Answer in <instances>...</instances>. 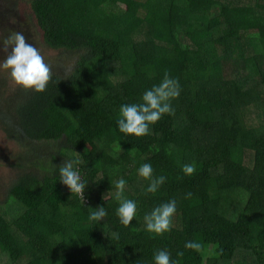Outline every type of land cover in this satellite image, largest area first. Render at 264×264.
<instances>
[{
    "label": "trees",
    "instance_id": "16d2710c",
    "mask_svg": "<svg viewBox=\"0 0 264 264\" xmlns=\"http://www.w3.org/2000/svg\"><path fill=\"white\" fill-rule=\"evenodd\" d=\"M28 3L29 25L59 53L42 93L0 82V130L20 150L0 201V264H154L158 250L178 264H264V0ZM165 72L181 88L174 114L143 137L121 133V105ZM66 160L87 182L83 201L60 182ZM144 163L166 177L154 194ZM120 178L137 204L127 227ZM172 199L171 230L148 233L145 214ZM98 207L106 217L90 221Z\"/></svg>",
    "mask_w": 264,
    "mask_h": 264
},
{
    "label": "clouds",
    "instance_id": "9594fccd",
    "mask_svg": "<svg viewBox=\"0 0 264 264\" xmlns=\"http://www.w3.org/2000/svg\"><path fill=\"white\" fill-rule=\"evenodd\" d=\"M0 51L7 53L5 58L0 61V70L8 71L15 84L25 90L30 89L37 93L46 90L49 81L52 79L51 68L45 62L39 49L28 43L23 32L10 31L6 36L0 35ZM180 91L178 79L170 77L169 73L165 72L162 81L158 85H153L152 88L143 93L140 103L121 105L117 120L118 130L125 135L135 137L150 134V126L155 125L163 115L174 114L171 102L179 97ZM76 163L78 162L66 160L59 167V177L60 182L83 201L87 182L82 179L79 171L74 168ZM137 171L140 177L150 181L146 188V194L156 193L166 181V177L163 175L153 176V167L150 163L142 164ZM181 171L185 175L191 176L195 173L196 168L194 164H185L182 166ZM125 186L126 181L123 178L117 180L114 198L119 202L116 214L120 223L127 227L136 215L137 204L135 201L124 197ZM190 196L191 193H188L186 198ZM176 210L177 201L175 199L155 207L144 216L146 231L155 236L169 232ZM106 215L105 208L98 207L92 209L88 218L90 221L99 222ZM185 248L199 251L201 244L196 241H189L185 243ZM177 256H183V252H178ZM154 264H178V262L172 261L167 250H158L154 254Z\"/></svg>",
    "mask_w": 264,
    "mask_h": 264
},
{
    "label": "rangeland",
    "instance_id": "374dc122",
    "mask_svg": "<svg viewBox=\"0 0 264 264\" xmlns=\"http://www.w3.org/2000/svg\"><path fill=\"white\" fill-rule=\"evenodd\" d=\"M13 1L15 3L17 2V11L21 18L17 21L15 18H10L9 10L11 3L9 0H0V35L5 36L7 33L9 34L10 31L23 32L28 43L39 49L45 62L49 66H53L56 62L54 57L57 56L59 52L47 47L43 40L42 32L36 24L31 22L32 26L29 25L32 11L28 0ZM12 7L14 9V6ZM18 24L22 26V28L19 27ZM7 29L9 31H7ZM6 55L7 53L0 51V61H2ZM3 77L9 79L10 84H8V88H10V90L18 88V85L13 82L8 71L0 70V82ZM19 153L20 150L18 145L13 141H8L2 130H0V201L5 200L6 195L4 191L11 185L14 178L16 180L17 170L13 168L12 165L15 164V160Z\"/></svg>",
    "mask_w": 264,
    "mask_h": 264
}]
</instances>
